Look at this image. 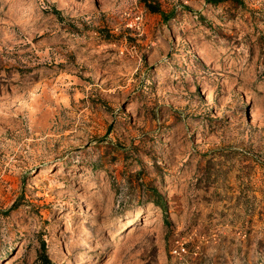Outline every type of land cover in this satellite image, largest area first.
I'll return each mask as SVG.
<instances>
[{"label": "rangeland", "instance_id": "1", "mask_svg": "<svg viewBox=\"0 0 264 264\" xmlns=\"http://www.w3.org/2000/svg\"><path fill=\"white\" fill-rule=\"evenodd\" d=\"M0 264H264V0H0Z\"/></svg>", "mask_w": 264, "mask_h": 264}, {"label": "bare ground", "instance_id": "2", "mask_svg": "<svg viewBox=\"0 0 264 264\" xmlns=\"http://www.w3.org/2000/svg\"><path fill=\"white\" fill-rule=\"evenodd\" d=\"M34 96V95H33ZM34 98V97H33ZM34 100V99H33ZM34 101H36V100H34ZM32 102V101H31ZM33 104V108H29V110H28V114H29V119L31 120V122L33 123V122H35V123H37L38 124V126L42 129L43 127H44V119H43V116H40V110L38 111L39 113H37V108H38V104H35V102L34 103H32ZM40 107V106H39ZM37 114H39V116H37ZM46 120V119H45ZM36 124V125H37ZM47 124V123H46ZM46 127V126H45Z\"/></svg>", "mask_w": 264, "mask_h": 264}, {"label": "trees", "instance_id": "3", "mask_svg": "<svg viewBox=\"0 0 264 264\" xmlns=\"http://www.w3.org/2000/svg\"><path fill=\"white\" fill-rule=\"evenodd\" d=\"M209 1H211V2H213V3H218V2H220V1H223V0H209ZM148 7H150L152 10H154V11H159L157 8H155L154 6H152V5H148Z\"/></svg>", "mask_w": 264, "mask_h": 264}]
</instances>
